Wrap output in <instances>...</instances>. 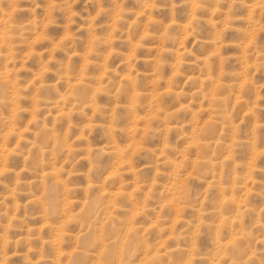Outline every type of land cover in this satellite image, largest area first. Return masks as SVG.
Here are the masks:
<instances>
[{
  "label": "rangeland",
  "instance_id": "obj_1",
  "mask_svg": "<svg viewBox=\"0 0 264 264\" xmlns=\"http://www.w3.org/2000/svg\"><path fill=\"white\" fill-rule=\"evenodd\" d=\"M0 264H264V0H0Z\"/></svg>",
  "mask_w": 264,
  "mask_h": 264
}]
</instances>
